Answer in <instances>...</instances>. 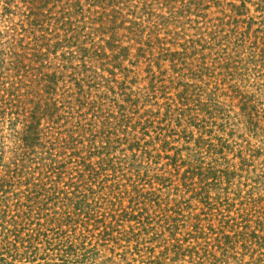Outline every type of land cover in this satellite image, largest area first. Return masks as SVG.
<instances>
[{
  "label": "rangeland",
  "instance_id": "obj_1",
  "mask_svg": "<svg viewBox=\"0 0 264 264\" xmlns=\"http://www.w3.org/2000/svg\"><path fill=\"white\" fill-rule=\"evenodd\" d=\"M0 264H264V0H0Z\"/></svg>",
  "mask_w": 264,
  "mask_h": 264
}]
</instances>
